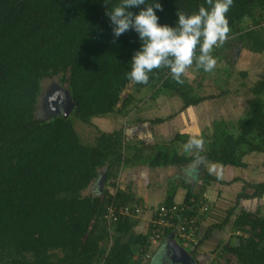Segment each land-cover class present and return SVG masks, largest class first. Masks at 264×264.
<instances>
[{
  "label": "trees",
  "instance_id": "obj_1",
  "mask_svg": "<svg viewBox=\"0 0 264 264\" xmlns=\"http://www.w3.org/2000/svg\"><path fill=\"white\" fill-rule=\"evenodd\" d=\"M106 2L0 0V264H142L148 232L134 233L135 218L109 222L105 217L110 204L119 207L134 200L117 182L123 169L184 165L202 156L206 161L245 168V156L264 152V77L250 88L254 99L247 116L236 123L216 120L213 132L204 135L203 150L185 152L190 140L185 134L152 145L130 143L124 128L96 127L95 142H83L74 118L93 126L94 118L129 112L137 97L122 94L130 84L136 91L156 84L152 99L163 92L178 94L185 100L181 110L231 92L224 89L219 95L195 98L193 87L185 80L182 85L175 82L168 68L150 73L147 84L130 80L131 59L142 42L134 30L114 37L106 12L120 0ZM147 2L154 0L127 10L138 14ZM159 2L158 22L169 26H175L177 12L190 14L206 6V0ZM227 18L233 41L254 53L264 51V28L244 27L246 20L258 24L264 19V0H234ZM218 48L212 53L215 58ZM53 76L67 84L74 106L67 116L38 117L42 82ZM141 144L151 149L143 150ZM102 170L112 190L85 194ZM204 179L222 184L241 180H222L205 167ZM248 188L251 193L245 191ZM175 194L173 187L165 204L175 203ZM200 197L189 190L184 201ZM263 197L264 181H245L222 222L210 225L199 244L188 250L196 262L201 264L205 241L231 226L234 233L219 243V253L233 255L239 264H264V214L260 209L238 211L242 199Z\"/></svg>",
  "mask_w": 264,
  "mask_h": 264
},
{
  "label": "rangeland",
  "instance_id": "obj_2",
  "mask_svg": "<svg viewBox=\"0 0 264 264\" xmlns=\"http://www.w3.org/2000/svg\"><path fill=\"white\" fill-rule=\"evenodd\" d=\"M244 27L245 30H248L257 26L252 20H246ZM234 37L233 33L230 32L226 42H229L230 45L226 47L224 44L218 48V56L216 57L217 67L214 71L204 72L203 69L197 68L194 63L182 77L183 80L193 87L191 92L195 95V98L206 95H219L224 89L231 90L230 93L219 95L216 98L205 100L190 107L180 115V118L177 117V120L175 119L169 122L168 117L176 116L181 112V108L185 103V100L181 96L173 92H163L157 95L155 99H152L151 94L156 90V84L155 86L152 85L140 91H136L133 84H130L122 94L123 98L129 94H134L137 97L136 101L129 105V112L112 113L104 117L94 118L93 126L84 124L82 121L74 118V126L82 141L89 144L94 143L98 135L96 127L111 131L122 124L137 121L136 123L141 122L138 124V131L140 133L138 132L139 135L133 136L132 138L136 140L138 137H142V140L145 141L144 145H152L157 142V139L163 141V137L165 138L166 136L167 139L173 136V133L178 130H181V132L189 131L193 135H199L203 129L205 130L207 127H211L216 120L236 123L239 119L247 116L254 99L250 88L256 81L264 77V51L262 53L251 52L247 48H243L236 40L233 41ZM42 87L43 90L36 111L37 116L46 117L59 113L57 107L53 105V102L54 99L56 102L58 101L61 91L66 90L67 84L62 83L58 76H53L44 79ZM56 102L54 103L56 104ZM119 106L121 107L120 104ZM157 118H164V123L161 122L159 125L150 123L151 119ZM143 120H147L148 123H143ZM212 132L213 129L211 128L207 131L208 134ZM144 145H140L143 150L148 151L151 149L149 147L143 148ZM245 161L248 163L247 168L228 167L213 161L208 163L207 167L210 171L215 169L217 174L222 178L225 175H227V179L230 177L233 178L234 176L241 178L239 182L230 185L217 184L216 182L211 184L213 188L211 190L212 194L218 196L219 193L217 198L210 197L211 203L216 206L210 211L209 218L211 225L222 222L227 210L235 205L237 195L244 190L245 181H264V152L250 153L245 156ZM183 166H180L179 170H183ZM104 173L106 172L102 170L100 178L84 191L85 194H102L106 188L112 190L108 184H101V178ZM119 175L117 182L120 179ZM179 175L183 174L180 173ZM187 181L189 180L187 179ZM245 191L252 192L250 188ZM151 199L154 204H158L161 200L158 194L152 196ZM240 204L238 211L240 209L249 211L260 209L264 214V199H242ZM146 207L147 209L149 208L147 204ZM233 231V228L228 226L224 231L218 232L217 230L213 233L211 239L204 246V252L206 254L202 257L203 264H239L233 255H222L218 250L219 243L228 240L234 233ZM201 232L203 235L204 232ZM160 244L158 247L155 245V247H152L151 251L153 256L150 263L153 264L155 260V264H174L170 258L171 249L169 248L168 242L165 240ZM186 248L190 250L187 246Z\"/></svg>",
  "mask_w": 264,
  "mask_h": 264
},
{
  "label": "clouds",
  "instance_id": "obj_3",
  "mask_svg": "<svg viewBox=\"0 0 264 264\" xmlns=\"http://www.w3.org/2000/svg\"><path fill=\"white\" fill-rule=\"evenodd\" d=\"M145 3L146 0H120L119 4L106 12L113 26L114 37L134 30L142 42L141 48L131 59L130 80L147 84L150 73L168 68L173 80L182 85V77L194 63L204 72L215 70L217 59L212 53L229 38L231 28L227 13L234 0H206V6L200 5L196 12H177L175 26L158 22L156 10H162L159 0L147 2V6L138 14L127 10ZM203 146L201 139L191 138L184 145V150H203Z\"/></svg>",
  "mask_w": 264,
  "mask_h": 264
},
{
  "label": "crops",
  "instance_id": "obj_4",
  "mask_svg": "<svg viewBox=\"0 0 264 264\" xmlns=\"http://www.w3.org/2000/svg\"><path fill=\"white\" fill-rule=\"evenodd\" d=\"M190 107H193V106H190ZM190 107H188V108H190ZM188 108L181 110L180 114L178 113L179 115L177 114L176 116H171V118L168 119L169 122L171 120H175V119L177 120V117L180 118L181 117L180 115L185 110H187ZM151 120H154V119H151ZM151 120H150V123H152ZM136 122L137 121H132L130 123L122 124L118 128H124L126 138L130 143H137V141L138 142L142 141L145 143V141L142 140V137H138L136 140H134L132 138L133 136H137L140 133L138 131V129H139L138 124H140L141 122H139V121H138L139 123H136ZM142 122L148 123L147 120H143ZM152 124L153 125H159V123H152ZM118 128H115V129H118ZM207 128L205 130L203 129V131L200 132L199 135H195V134L193 135V133H191L189 131H182L181 132V130H178L175 133H173L174 134L173 136H171L167 139H166V136H165V138L163 137V139H164L163 141H166V142L171 141L178 134L188 135V136H190V139L191 138H198V139L204 140V135L205 134L208 135L207 131L211 127H207ZM104 131H106V130H104ZM141 134L143 135V133H141ZM156 141L158 142L160 140L157 139ZM204 157L206 158V156H202V157H199L197 159H193L192 161L185 163L184 166L183 165H177V164H165L163 166H159V167L154 168V167H150L148 165H138V166H128L127 168H125L121 171V173L119 175L120 179H119L118 183L120 184V186L122 188H124L130 194V200L133 198L134 199H140V200L144 201L145 205L147 204V206L149 207L148 209L146 207L145 211L143 212V214L139 218H135V220L137 221V224L133 227L134 233L146 234L148 232L149 223H150L151 217L153 215V209L156 206L165 203L166 199L168 198V193H169L170 189H172L173 187L176 188V194H175V201L176 202L182 201L187 196L189 190H191V192L194 194H196L198 192V195H201V196H203V194H205L207 196V200L210 203H211V201H210L211 196L213 198H217L219 196V193H218V196L217 195L215 196L214 194H212L211 190L213 188H212L211 184L214 182H211V183L206 182V180L204 179V174H203L204 168L202 171H200L201 160ZM209 162H212V161H205L204 167H205L206 171H208L214 175L220 176L219 174H217L215 169L214 170L212 169L213 171H210V169L207 167ZM180 166H183V170H179ZM247 167H245V168H247ZM213 172H215V173H213ZM180 173H182L183 175H179ZM230 178H232V177H230ZM230 178L227 179V175H225V177L222 178V180L231 181L234 178H239V177L234 176L232 179H230ZM187 179L189 181H187ZM236 182H239V181H236ZM236 182H233V183H236ZM170 183H172V184L170 185ZM216 183L222 184L219 182H216ZM105 185H106V181H105ZM154 192H156L159 195V199H161L158 204H154L151 201L152 196L157 195ZM178 199H180V200H178ZM260 199L263 200L264 197L260 198ZM213 207L215 208L216 206L211 203V210L210 211L213 210ZM251 211H255V210H251ZM210 213L205 214V216H202V218H201V231H203L204 233L206 232L208 226L211 225L210 218H209ZM207 215H209V216L207 217ZM210 239L211 238L206 240L205 243L208 242ZM165 240L168 242V245H169L170 239L168 237H166L161 242L155 244V246L158 247V245H161L160 243L164 242ZM205 243L203 244V246L201 248V252L199 254V260H200L201 264H203V258L202 257H204L206 254L204 252ZM170 258L172 261L173 260L172 253H171ZM151 260H149L148 262L142 261V264H151L150 263Z\"/></svg>",
  "mask_w": 264,
  "mask_h": 264
},
{
  "label": "built area",
  "instance_id": "obj_5",
  "mask_svg": "<svg viewBox=\"0 0 264 264\" xmlns=\"http://www.w3.org/2000/svg\"><path fill=\"white\" fill-rule=\"evenodd\" d=\"M258 29L264 28V19L256 24ZM146 209L144 201L134 199L128 204L119 206L112 203L108 206L106 219L109 222L123 218H139ZM211 210V203L203 194L200 199H184L172 205L165 203L153 209L148 229L149 245L142 249V261L148 262L152 258V247L168 237L177 240L184 248L197 246L201 239V218ZM189 211H192L189 213ZM187 249V248H186Z\"/></svg>",
  "mask_w": 264,
  "mask_h": 264
},
{
  "label": "water",
  "instance_id": "obj_6",
  "mask_svg": "<svg viewBox=\"0 0 264 264\" xmlns=\"http://www.w3.org/2000/svg\"><path fill=\"white\" fill-rule=\"evenodd\" d=\"M54 102L55 99H54ZM53 102V105L57 107V111L59 113H63L65 116L69 115L71 112L74 103L72 99L70 98L69 91L63 90L60 93L59 99L56 102V104ZM206 158H202L201 164H200V171L204 168ZM106 181V173L103 174V177L101 178V184L104 185ZM169 247L171 249L172 258L180 263V264H198L196 260L192 257L190 252L184 248L177 240L171 239L169 243Z\"/></svg>",
  "mask_w": 264,
  "mask_h": 264
}]
</instances>
